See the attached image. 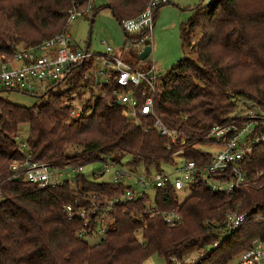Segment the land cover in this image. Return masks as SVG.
<instances>
[{"label":"trees","instance_id":"1","mask_svg":"<svg viewBox=\"0 0 264 264\" xmlns=\"http://www.w3.org/2000/svg\"><path fill=\"white\" fill-rule=\"evenodd\" d=\"M94 1L0 0V58H13L18 45L35 47L66 32L69 11L75 5L91 2V19L107 9L120 25L124 19L141 15L149 2L106 0L98 10ZM189 11L192 16L181 26V42L186 49L199 34L194 46L197 59L185 56L167 73L155 94L154 111L167 128L187 139L185 156L199 161L202 150L192 147L213 126L229 120L235 97L264 104V0H210L207 5L202 0ZM125 34L127 44L132 45L146 32ZM133 56L137 67L143 69L139 55ZM125 62L133 66L131 61ZM92 63L75 66L45 95L33 94L38 102L31 108L0 99V264H145L155 255L167 264H188L191 253L217 242V248L193 264H232L256 240L264 241V144L243 164L247 187L225 195L196 186L182 203L172 189L156 190L154 204L145 194L116 207L107 238L93 246L78 237L83 224L69 219L65 207L77 208L93 196L122 195L129 189L125 184L99 182L97 174L90 181L83 173L57 187L42 189L8 180L11 163L21 157L17 139L24 124L30 129L27 144L34 158L56 166H86L112 159L120 164L126 160L133 167L142 164L147 170L159 169L180 149L172 144L168 150L166 138L154 130L147 132L153 117L137 125L122 115V109L110 101L117 87L114 80L112 87L103 88L106 97L100 94L93 98L80 117H73L70 101L64 99L71 92L82 99L84 88L94 92L93 78L83 81ZM63 82L68 90L55 94L53 90ZM143 101L140 96V103ZM72 148L75 151L71 152ZM208 159L205 156L204 161ZM151 206L161 212L178 211L181 224L171 228L163 217L147 216L144 212ZM236 211L247 214L245 225L220 241L225 215Z\"/></svg>","mask_w":264,"mask_h":264},{"label":"built area","instance_id":"2","mask_svg":"<svg viewBox=\"0 0 264 264\" xmlns=\"http://www.w3.org/2000/svg\"><path fill=\"white\" fill-rule=\"evenodd\" d=\"M170 3L171 0H150L146 10L139 17L122 20L120 26L125 33L135 36L146 32L145 37L131 45L132 49L143 47L138 51V55L143 52L146 42L151 45L150 35L154 29L155 12ZM92 13L93 4L91 2L88 3L87 8L85 5L82 7L75 5L69 11L66 32L38 46L18 50L10 61H4L5 57H2L0 87L25 93L37 91V96H43L49 88L67 78L75 66L94 62L95 56L90 51L75 49L68 33L73 22L90 16ZM99 59L109 68L110 74L106 76L101 73L108 77L107 81L102 86L96 85V87H110L114 80L117 87L113 88L110 101L113 99L116 102L122 109V115L130 123L137 125H142L144 120L153 117L154 123L147 129V132L154 130L161 137L166 138L169 142L168 150L172 149V144L180 146V149L173 153L172 160L168 162H174L175 156L183 157L185 162L172 174L152 176L150 171L146 170L149 178L146 181L143 176H134L133 173L124 171L121 164L115 160L101 161L104 171L96 175V179L113 171L114 177L110 183L125 184L128 180H133V186H127L129 189L122 195L111 198L93 196L87 198L86 204L79 205L77 208L65 207L69 219L79 220L83 224L84 228L78 234L80 239L86 240L96 236L106 239L111 226L114 225L115 208L136 201L147 194L149 188H155V191L172 189L175 192H180L187 189L193 191L194 187L200 186L213 194L231 195L248 186L249 182L247 174L243 170V164L257 146L264 144V104L246 98L236 99L235 110L229 120L224 124L213 126L202 137L198 145L192 147L202 150L201 160H191L185 156V149L189 147L187 139L167 128L155 115V94L166 77L162 76L155 63H150L143 69L135 68L116 57L113 54V49L109 46L107 55ZM93 65L92 63L91 70L94 69ZM87 72L84 74L83 81L92 79ZM43 92L45 93L42 94ZM100 94L103 97L107 95L102 92H99ZM140 96L144 100L142 104ZM82 111L77 112L72 109L71 114L73 117H80ZM202 144H210L215 148V152L202 149ZM19 152L20 159L14 161L10 167V180L23 181L42 189L62 185L64 182L74 179L71 176L75 177L83 171L84 166L79 164L67 163L56 166L45 161H37L27 143L19 145ZM205 156L209 157L208 161H204ZM174 177L176 178L174 179ZM144 213L149 217H163L165 223L171 228L181 224V218L176 210H173V213L165 214L151 206ZM246 218L247 214L238 212L228 214L224 220V228L220 230L221 235H230L242 228ZM213 247L217 248L218 242ZM175 264L180 263L175 262ZM236 264H264V241L256 240L250 249L239 255Z\"/></svg>","mask_w":264,"mask_h":264},{"label":"rangeland","instance_id":"3","mask_svg":"<svg viewBox=\"0 0 264 264\" xmlns=\"http://www.w3.org/2000/svg\"><path fill=\"white\" fill-rule=\"evenodd\" d=\"M204 2L207 5L210 3V0H204ZM105 3L106 0L94 1V5L98 10L103 8L106 5ZM201 3L202 0H171L170 5L161 7L158 17L154 22L155 27L150 35L152 54L147 60L142 61V64L147 65L150 63H155L158 69L161 71L160 73L162 74V76H166L167 73L185 56H188L194 60L197 59L194 46L199 40V34L193 38L191 45L186 49H184L182 47V42H181V26L183 23L188 21L192 16V12L189 11V8L191 9L195 8ZM86 5L88 6V4ZM86 5L85 8H87ZM91 16L92 15L86 16L73 22L68 30V33L72 38L75 49H80L85 51L87 49L88 44H90L89 51L92 55L95 56V60L93 62L94 64L93 67L95 70L94 69L91 70L90 68H92V66H90L88 67L90 70L87 72L88 75H90V77L93 78L92 89L94 92L92 93V91L89 88H84L82 99H80L78 97V94L75 92H71L64 99L65 102L70 101V106H72V108L77 112H81L90 100L97 97L99 95V92H102L104 90L102 89L103 87L98 88L96 87V85L102 86L104 83H106L108 78L106 76L110 74L109 68L104 65V62L102 60L99 59L100 57L107 55L108 46L113 49L114 55L118 56L120 59L124 61L126 59L131 61L132 65L135 68H139V67H137L138 65H136L133 54L138 55V51L143 48V47L134 48L133 50L129 51L128 45L126 44V36H125L126 34L124 33L119 23L114 19L111 12L107 9L102 10L99 13V15L96 17L92 29V34L90 35ZM17 49L25 50L28 49V47L21 44L18 45ZM3 60L10 61L11 58L5 57L3 58ZM101 73H104L106 76L101 75ZM68 88L69 86L63 82V84L60 87L55 88L53 91L55 94H59L65 92L66 90H68ZM44 93L45 92H43L42 94ZM33 94H38V93L37 91H30L29 93H25L24 91L21 92L9 91L6 88L0 87V99L17 106L31 108L34 105H36L38 99ZM235 99H239V97H235L234 100ZM29 131L30 129L27 124H24L20 127L19 136L17 139L18 140L17 143L19 145L23 143H27V140L29 138ZM201 148L208 152H215V148L212 147L210 144H202ZM72 150L75 151L74 148L70 149L71 152ZM184 162L185 159L183 157L175 156L174 162H163L161 164L160 170H158L157 168H152L149 171L152 176H155L157 174H172L176 169L181 167L184 164ZM103 167L104 165L102 164L101 161H95L84 166L82 173L88 180L94 181L95 179L93 175L96 174L98 175L100 172L104 171ZM121 168L124 171L133 173L134 176L137 175L138 177L143 176L146 181L149 180L146 171L147 169L142 164L133 168L129 166L126 160H124L121 164ZM71 177L75 178L74 176ZM113 177H114V172L112 171V172H107L104 177L96 180H98L99 182L110 183ZM175 178L176 177H174V179ZM8 180L10 179L8 178ZM125 185L133 186V180H128L127 182H125ZM177 193H178L179 201L180 203H182L185 201L186 198H188L192 194V191L187 189ZM147 194L150 196L151 204H154L155 188L147 189ZM2 198L3 197L0 194V199ZM162 213L168 214V213H173V211L170 212L162 211ZM230 213L232 212H227L224 219H226L227 215ZM178 216L179 218H181L179 214ZM181 222H182V218H181ZM222 223L225 224V222ZM228 236L229 234H222L220 236V241L226 239ZM101 239H102L101 236H96L95 238H88L86 239V241L91 246H93L96 245ZM212 249L213 246H208L200 251L191 253L187 257L186 263L193 264L200 257H203L204 254L210 252ZM238 257L235 259V261L232 264H236L238 262ZM145 264H167V263L165 259L160 258L158 255H155L152 256L150 259H148L145 262Z\"/></svg>","mask_w":264,"mask_h":264},{"label":"water","instance_id":"4","mask_svg":"<svg viewBox=\"0 0 264 264\" xmlns=\"http://www.w3.org/2000/svg\"><path fill=\"white\" fill-rule=\"evenodd\" d=\"M95 18H96V14L91 19V22H90V35L92 34V29H93V25H94V22H95ZM89 47H90V44H88V47L86 49L87 52L89 51ZM128 48L130 49L131 45H129ZM151 54H152V47H151L149 42H146L143 52L141 54H139L140 61L147 60L151 56ZM16 181H18V180H16Z\"/></svg>","mask_w":264,"mask_h":264},{"label":"crops","instance_id":"5","mask_svg":"<svg viewBox=\"0 0 264 264\" xmlns=\"http://www.w3.org/2000/svg\"><path fill=\"white\" fill-rule=\"evenodd\" d=\"M170 5V4H169ZM175 9V8H174ZM159 14V13H158ZM92 15V14H91ZM160 17V16H159ZM155 25H156V23H155ZM155 27V26H154ZM126 44H127V40H126ZM128 46L130 45V44H127ZM116 56V55H115ZM116 57H118V56H116ZM119 58V57H118ZM147 65H149V64H147ZM147 65H144V66H147ZM156 65V64H155ZM158 68V67H157Z\"/></svg>","mask_w":264,"mask_h":264}]
</instances>
